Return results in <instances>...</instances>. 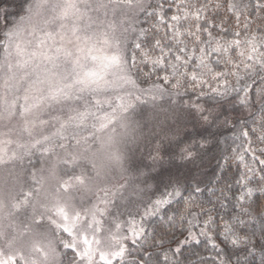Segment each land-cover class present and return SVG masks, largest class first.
I'll return each mask as SVG.
<instances>
[{
    "label": "trees",
    "instance_id": "obj_1",
    "mask_svg": "<svg viewBox=\"0 0 264 264\" xmlns=\"http://www.w3.org/2000/svg\"><path fill=\"white\" fill-rule=\"evenodd\" d=\"M232 1L151 0L139 14L126 59L154 94L131 107L116 212L154 210L112 264H264V0ZM19 2L0 0V16Z\"/></svg>",
    "mask_w": 264,
    "mask_h": 264
},
{
    "label": "clouds",
    "instance_id": "obj_2",
    "mask_svg": "<svg viewBox=\"0 0 264 264\" xmlns=\"http://www.w3.org/2000/svg\"><path fill=\"white\" fill-rule=\"evenodd\" d=\"M119 6L20 0L13 21L0 16V264H62L66 222L98 236L100 250L114 246L87 217L99 194L114 196L130 178L136 126L131 106L117 103L133 98ZM52 88L62 91L53 98ZM53 108L55 123L45 119ZM102 121L111 122L98 129Z\"/></svg>",
    "mask_w": 264,
    "mask_h": 264
},
{
    "label": "rangeland",
    "instance_id": "obj_3",
    "mask_svg": "<svg viewBox=\"0 0 264 264\" xmlns=\"http://www.w3.org/2000/svg\"><path fill=\"white\" fill-rule=\"evenodd\" d=\"M151 0H118L119 8L116 11V15L120 19L121 24L126 30V40L127 43H130L133 38L136 37L140 30V18L139 14L146 10L150 5ZM240 0H233V5H239ZM18 14V13H16ZM16 18V17H15ZM6 20L5 18H3ZM8 21V20H6ZM13 21V20H9ZM2 39V37H1ZM257 49L255 47H247L245 49V55L251 57ZM241 52V49H240ZM126 84L131 90L132 99L118 100L117 103H123L128 106H131L141 99L140 94L144 93L148 96H153L154 93L151 92L152 89L145 88L142 89L137 87L130 77V74L126 76ZM157 90V89H155ZM73 101L79 102V97H72ZM94 103L96 108L101 106V100L95 99ZM96 108H85V111H91L92 113L96 112ZM125 110H127L125 108ZM60 113L53 108L50 112V116L45 119H51L55 123L56 119L59 117ZM111 121H102L97 125V128H106ZM26 163H31L28 161ZM124 186H121L119 191L113 196L109 193H101L98 195L97 199L92 202L91 207L93 209V214L87 217L88 223L91 224L93 221L96 223V233H99L102 227H105L111 232V239L115 242L114 246L110 250H100L97 245L100 244V238L93 234L80 233L79 235L73 230L70 223H65L59 226L58 231L63 235V248H68L75 251L76 258L70 264H112L116 259L120 258L125 250L127 241H133L140 236L142 229L140 223L146 217L149 216L154 210V205L151 204L148 208L141 209L140 215L133 219L128 216L126 219L119 218L116 209L119 210L121 202H117L118 196L121 193V189ZM165 202L156 201V206H160ZM120 203V204H116ZM73 220L76 219L75 216L72 217ZM85 217L81 216V220ZM194 239V236H191ZM65 244L73 246H64ZM63 253L61 254L62 264L63 263ZM103 257V259L101 258Z\"/></svg>",
    "mask_w": 264,
    "mask_h": 264
},
{
    "label": "snow or ice",
    "instance_id": "obj_4",
    "mask_svg": "<svg viewBox=\"0 0 264 264\" xmlns=\"http://www.w3.org/2000/svg\"><path fill=\"white\" fill-rule=\"evenodd\" d=\"M173 19H175V17H173ZM134 48L136 50H139L141 48V44L140 43H136L134 45ZM45 58H47V57H45ZM112 59H114V58H112ZM133 59H135V58H133ZM85 75L86 76H90V75H92V73L86 72ZM70 86L71 85H68V87H70ZM61 91H62V89H60V88H52V89H50V92H51V95H52L53 98H55ZM64 246H73V245L65 244ZM101 258L103 259V257H101Z\"/></svg>",
    "mask_w": 264,
    "mask_h": 264
}]
</instances>
